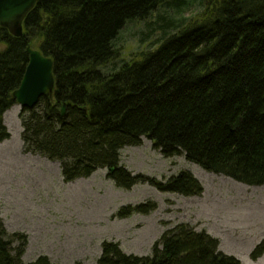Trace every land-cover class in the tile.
<instances>
[{"label":"trees","instance_id":"1","mask_svg":"<svg viewBox=\"0 0 264 264\" xmlns=\"http://www.w3.org/2000/svg\"><path fill=\"white\" fill-rule=\"evenodd\" d=\"M188 1L38 0L21 38L0 28V144L11 137L4 116L17 105L13 93L31 47L52 59L55 88L33 110L22 109L23 151L59 163L64 183L108 170L107 179L122 190L147 184L200 197L204 189L190 172L160 181L121 165V151L146 138L164 158L184 156L208 173L263 187L264 0H200L197 19L174 25L156 49L117 63L115 43L129 23ZM157 208L124 206L114 218L149 216ZM27 246V236L10 235L0 217V264H24ZM263 256L264 239L251 259ZM30 264L53 263L40 256ZM97 264L241 262L222 253L218 239L181 224L164 233L151 256L127 255L106 241Z\"/></svg>","mask_w":264,"mask_h":264},{"label":"rangeland","instance_id":"2","mask_svg":"<svg viewBox=\"0 0 264 264\" xmlns=\"http://www.w3.org/2000/svg\"><path fill=\"white\" fill-rule=\"evenodd\" d=\"M201 12V1L190 0L181 9L162 7L147 21L129 23L115 43L117 63L156 49L175 32L174 25L197 19ZM17 108L4 116L11 137L0 144V217L10 235L27 236L24 264L40 256L53 264H97L106 241L119 243L127 255L151 256L164 233L181 224L218 239L220 251L241 264H264V257L251 259L264 239V186L249 187L208 173L184 156L164 158L146 138L141 146L121 151V165L160 181L190 172L204 189L200 197L161 193L147 184L122 190L107 179L108 170L66 184L59 163L24 154ZM145 202L156 203L157 210L149 216L114 218L122 207Z\"/></svg>","mask_w":264,"mask_h":264},{"label":"water","instance_id":"3","mask_svg":"<svg viewBox=\"0 0 264 264\" xmlns=\"http://www.w3.org/2000/svg\"><path fill=\"white\" fill-rule=\"evenodd\" d=\"M38 0H0V28H4L15 38L23 36V23L36 6ZM29 64L20 87L13 93L22 109L33 110L40 99L51 94L55 88L53 61L38 50L27 48ZM66 108H62V116Z\"/></svg>","mask_w":264,"mask_h":264},{"label":"crops","instance_id":"4","mask_svg":"<svg viewBox=\"0 0 264 264\" xmlns=\"http://www.w3.org/2000/svg\"><path fill=\"white\" fill-rule=\"evenodd\" d=\"M17 107H18V106L16 105V106H14L12 109H15V110H16V109H18ZM12 109H11V110H12ZM19 109H20V108H19ZM11 110H10V111H11ZM20 111H22V109H21V110H18V113H19Z\"/></svg>","mask_w":264,"mask_h":264}]
</instances>
